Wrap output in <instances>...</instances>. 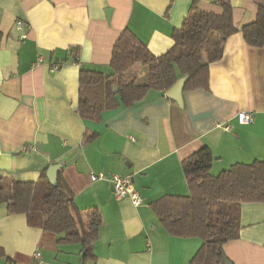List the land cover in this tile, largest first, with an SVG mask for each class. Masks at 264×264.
Wrapping results in <instances>:
<instances>
[{"label": "crops", "instance_id": "1", "mask_svg": "<svg viewBox=\"0 0 264 264\" xmlns=\"http://www.w3.org/2000/svg\"><path fill=\"white\" fill-rule=\"evenodd\" d=\"M192 1L0 0V175L36 181L59 164L76 207L95 209L102 219L97 238L85 248L30 226L24 214H8L0 202V264H31L35 251L37 264L192 259L201 239L167 233L150 203L189 194L181 162L203 146L214 157L212 175L264 157V47L247 45L241 33L264 0H229L237 31L209 63L208 89L182 91L183 107L150 89L131 105L102 112L98 122L77 111L81 69L111 75L112 48L126 27L154 55L165 53ZM196 1L202 11L221 13L216 0ZM18 20L25 25L24 39ZM144 74L135 64L124 75L128 81ZM238 111H252L254 119L240 125ZM99 171L106 177L91 181L89 173ZM114 174L131 177L139 206L113 195ZM223 251L231 264H264V203L240 205L239 235Z\"/></svg>", "mask_w": 264, "mask_h": 264}, {"label": "trees", "instance_id": "2", "mask_svg": "<svg viewBox=\"0 0 264 264\" xmlns=\"http://www.w3.org/2000/svg\"><path fill=\"white\" fill-rule=\"evenodd\" d=\"M216 2L221 8L219 14L200 10L193 0L180 27L172 31L173 45L158 56L128 27L124 28L112 48L111 75L79 71L78 114L98 122L102 112L131 105L150 89L166 93L183 76H188L183 91L208 89V65L220 58L225 40L237 31L229 0ZM241 33L247 45L264 47V4H258L255 20L244 25ZM135 64L145 68L144 77L127 81L124 74ZM213 160L207 146L194 152L181 162L189 194L164 195L150 203L167 233L201 239L188 264H231L223 245L239 235L240 205L264 203V157L251 163H234L217 175L210 173ZM47 169L36 181H14L0 175V202L6 203L8 214H24L30 226L61 234L59 241H79L89 248L102 223L99 212L79 210L61 170L52 185Z\"/></svg>", "mask_w": 264, "mask_h": 264}, {"label": "built area", "instance_id": "3", "mask_svg": "<svg viewBox=\"0 0 264 264\" xmlns=\"http://www.w3.org/2000/svg\"><path fill=\"white\" fill-rule=\"evenodd\" d=\"M15 26L16 28L21 30L20 38H26L24 23L18 20L16 21ZM253 119L254 112L252 111H238L236 113V120L240 125L248 124L252 122ZM217 126L223 128L224 130L229 129V125L221 126L220 124H218ZM105 177L106 175L102 171L89 173V178L91 181L102 180ZM110 182L112 193L117 199L127 197L134 206H139L141 204L142 198L138 190L134 187L131 177L114 174L110 176ZM32 258L33 261L31 264H37L39 262V252H33Z\"/></svg>", "mask_w": 264, "mask_h": 264}, {"label": "water", "instance_id": "4", "mask_svg": "<svg viewBox=\"0 0 264 264\" xmlns=\"http://www.w3.org/2000/svg\"><path fill=\"white\" fill-rule=\"evenodd\" d=\"M188 76L180 77L167 91L166 96L168 99L174 101L177 103L179 107H183V101H182V91L185 81L187 80ZM60 165H51L48 167L46 176L49 180V182L52 185H55L57 174L60 170Z\"/></svg>", "mask_w": 264, "mask_h": 264}]
</instances>
